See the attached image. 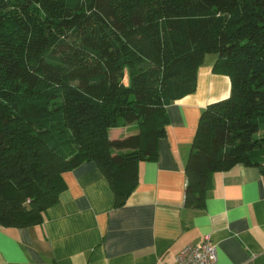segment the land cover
<instances>
[{"label":"trees","instance_id":"1","mask_svg":"<svg viewBox=\"0 0 264 264\" xmlns=\"http://www.w3.org/2000/svg\"><path fill=\"white\" fill-rule=\"evenodd\" d=\"M207 52L231 92L197 125L185 164L194 209L215 171L243 163L264 177V0H0V226L40 223L62 173L85 161L122 206Z\"/></svg>","mask_w":264,"mask_h":264},{"label":"crops","instance_id":"2","mask_svg":"<svg viewBox=\"0 0 264 264\" xmlns=\"http://www.w3.org/2000/svg\"><path fill=\"white\" fill-rule=\"evenodd\" d=\"M197 70L196 89L166 106L157 157L138 163V180L122 206L94 161L62 173L65 188L40 223L0 226V264H174L175 253L209 235L216 264H264V177L235 163L215 171L202 208L184 204L185 164L203 109L231 92L230 77ZM135 131L110 128V138Z\"/></svg>","mask_w":264,"mask_h":264},{"label":"built area","instance_id":"3","mask_svg":"<svg viewBox=\"0 0 264 264\" xmlns=\"http://www.w3.org/2000/svg\"><path fill=\"white\" fill-rule=\"evenodd\" d=\"M217 253L209 235L196 243H189L180 248L174 255V264H216ZM157 264H169L159 260Z\"/></svg>","mask_w":264,"mask_h":264},{"label":"rangeland","instance_id":"4","mask_svg":"<svg viewBox=\"0 0 264 264\" xmlns=\"http://www.w3.org/2000/svg\"><path fill=\"white\" fill-rule=\"evenodd\" d=\"M214 53L213 52H207L206 53V61L211 60V58H213ZM124 83L127 84V77L125 76L123 79Z\"/></svg>","mask_w":264,"mask_h":264}]
</instances>
